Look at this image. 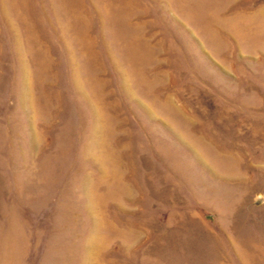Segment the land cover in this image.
Returning <instances> with one entry per match:
<instances>
[{"label":"rangeland","instance_id":"1","mask_svg":"<svg viewBox=\"0 0 264 264\" xmlns=\"http://www.w3.org/2000/svg\"><path fill=\"white\" fill-rule=\"evenodd\" d=\"M0 264H264V0H0Z\"/></svg>","mask_w":264,"mask_h":264}]
</instances>
